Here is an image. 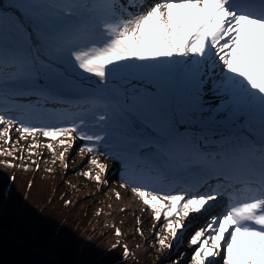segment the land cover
<instances>
[{
    "label": "snow or ice",
    "instance_id": "obj_1",
    "mask_svg": "<svg viewBox=\"0 0 264 264\" xmlns=\"http://www.w3.org/2000/svg\"><path fill=\"white\" fill-rule=\"evenodd\" d=\"M13 126L66 137L58 155L45 145L52 163L76 139L122 163L121 187L164 221L157 264H264V0H0V155L15 159ZM197 217L190 255H172Z\"/></svg>",
    "mask_w": 264,
    "mask_h": 264
},
{
    "label": "rangeland",
    "instance_id": "obj_2",
    "mask_svg": "<svg viewBox=\"0 0 264 264\" xmlns=\"http://www.w3.org/2000/svg\"><path fill=\"white\" fill-rule=\"evenodd\" d=\"M44 107L48 108L47 106ZM77 111H79V109H77ZM9 115L20 117V115H15L13 112H10ZM46 122L51 124L57 123L55 119H51ZM72 122L79 124V118L64 120L62 121V124L64 126H69ZM15 127L16 126H13L10 136L13 142L12 147L15 148L14 155L16 158L13 159L12 157L0 155V168H5L4 163L6 161H10L15 166L9 169L16 172V179L14 182H12V184L6 182L4 184L3 190L0 188V215H9L12 219V222L15 221V223L26 217V212L23 210L24 207L21 200L18 201L20 202L19 204L14 206H11L10 203L5 202L6 196H11L13 198L14 193L17 191L16 187L19 185L23 190L21 195L23 196L26 194L24 197H27V201H32L35 198V200L40 202L42 205L51 203L47 207L48 210H56L57 213L65 214V216L68 215L69 220L67 223L75 226L77 228V232L82 235V238L86 236L85 233L88 230L98 231L97 235H87V239L89 240L90 238V241L88 242H95V238L98 237L99 243L97 240L96 246L102 248H108L110 245H113L117 242H123L128 247L129 255L127 258L139 259L141 260L140 264H147L142 260L145 253H148L152 249H156L158 254L160 253L161 256L162 250L160 249L159 244L156 242L155 233L160 232L161 237L168 236V233H166L162 228V225L164 224L163 219L160 221L153 220L152 212L147 207L145 209L143 207L137 209L134 214L130 210L123 211V209L127 206L125 205V202L130 201L132 205H135L138 196L131 192L130 187H121V184L125 183L123 179V173L125 172V169L122 163H120L118 160H115L112 156L107 155V150L102 145L99 146L97 153L89 154L86 150L81 151V148L85 146V141L76 139L74 142V147L65 153V161L61 162L57 160L55 163H52L55 157L48 152L45 145L52 143L56 154L58 155L61 151H64L65 147H67V144L61 145L59 143L60 140L66 139V137L60 136L56 141H51L50 139L38 134L35 140H33V138L30 136H27L26 139H21L20 133L15 130ZM84 130L93 131L95 129L89 128ZM32 143H39L40 147L31 149L32 152L36 153V155L28 156V146ZM6 147H9V145H5L3 141L0 140V149ZM22 155L24 156L23 160L20 159ZM92 158L97 159L99 163L106 166V171L104 174H102V180H106L107 183H98L92 178L99 171L98 168L89 163V160ZM32 161H35L36 163L33 164ZM65 163H67V169L64 168ZM37 164H39L40 168L37 170V172H39H36L35 174L37 176H35L33 171L36 169ZM57 164L58 166L55 167ZM24 165H27L26 177H24L22 173ZM45 165L46 167L44 168ZM47 167L48 169L53 168L51 172L56 173L55 175H57V177L55 178L57 180H59V178L62 179L67 175L79 177V179L76 178L77 181H83L82 184L86 186L84 187L80 185L81 190L84 191V194H90L96 189H101L99 197H95L93 194L85 196L84 194L79 193L73 196L72 203L65 205V198H62L64 194L57 193L53 195V191H51L52 186H54L57 182L55 178H53L49 184H46L45 186L42 185V182L44 181L41 180H47L48 177L40 179L39 176L49 174ZM85 171L90 172L91 177L86 178L83 175V172ZM3 175H5V171L0 172V177ZM72 178L73 177H68L66 178V181L69 182L71 180L76 182V179L74 180ZM66 181L60 185L58 190L59 192L64 191V185L67 183ZM84 182H86L88 185ZM206 187L204 191L206 190ZM46 189L49 190L47 191ZM117 193H119V199H117ZM70 196L71 195H67V197ZM50 198H52L51 201L49 200ZM76 198L82 199L80 201H75ZM221 200L223 199L219 198L217 202ZM38 207H41V205H38ZM198 219V217L193 218V222L190 223L188 228L183 232L182 236L178 240L172 241L171 237L168 238L166 242L173 243V248L171 250L172 255H176L181 251H187L190 255L192 248L188 244V239L193 229L201 224ZM117 228L120 229L121 234L119 236L115 234ZM137 228L140 229V232L136 231ZM140 243L143 244L141 250L137 252L134 251L133 247L135 249V247ZM168 251V249H165V253ZM220 264H222V261H220Z\"/></svg>",
    "mask_w": 264,
    "mask_h": 264
},
{
    "label": "trees",
    "instance_id": "obj_3",
    "mask_svg": "<svg viewBox=\"0 0 264 264\" xmlns=\"http://www.w3.org/2000/svg\"><path fill=\"white\" fill-rule=\"evenodd\" d=\"M18 102L21 104H27L28 100L21 98L19 99ZM44 106L53 107L57 111H63L65 109H67L68 111L77 110L76 108H68L67 105H54L49 103V104H45ZM18 114L21 115V113ZM57 166L58 164L55 165V167ZM45 167L46 165L44 166V168ZM49 169H51L52 171L53 168H49ZM2 171H5V175L0 177V188H2L1 190H3L4 184L6 182L12 184V182H14V180L16 179L15 171H11L9 168L6 167L0 168V172ZM51 171H48L49 173L48 175L39 176L40 179H44L45 177H48L47 180H41L44 181L42 182L43 186L49 184L51 180H53V178L57 177V175H55L56 173ZM36 172H37V167L33 171V174L35 175ZM22 173L23 176L26 177L27 170L22 169ZM67 176H65L62 179L59 178V180L55 178L57 182L54 186H52L51 191H53V195L57 193L64 194L62 198H65V201L67 200L72 203L73 196L79 193L84 194V191L81 190L80 185L84 187L86 186L82 184L83 181L81 179L80 180L82 182L77 181L76 178L79 179V177L68 176V177H73L72 179L74 180L76 179V182L71 180L69 182L66 181V178H68ZM9 177H15V179L10 180ZM64 181L67 182L64 185L65 189L64 191L59 192L58 191L59 187L60 185L63 184ZM16 189L17 191L14 193L13 198L11 196H6L5 202H8L11 204V206L12 205L14 206L16 204H19L20 202L18 201L21 200L23 202V207H24L23 210L26 212V217L22 218L17 223H15V221L12 222V219L9 215L1 214L0 230L15 233L16 236L22 238L24 244L37 248L45 256H48L49 258L53 259L57 264H140L141 263V260L139 259L123 257V246L126 245L123 242H117L113 244V245H117V247L115 248V250H112L113 245H110L108 248H102L96 246L97 240L99 243L98 237L95 238L96 240L95 242L85 241L87 235H91V236L97 235L98 231L88 230L85 233L86 236L84 234L85 237L82 238V235L77 232V228L72 224L67 223V221L69 220L68 215L65 216V214L57 213L56 210H48L47 207L51 203L47 205L44 204L42 205L40 204V202L35 200V198L32 201H27L26 200L27 197H24L26 196V194H24L23 196L21 195L23 191L22 187L17 185ZM46 190L48 191L49 189ZM100 192L101 189H96L90 194H93V196L95 197L96 196L99 197ZM90 194L85 193L84 195L87 196ZM67 195H71V196L67 197ZM81 199L82 198L79 199L76 198L75 201L76 200L80 201ZM49 200L51 201L52 198H50ZM38 205H41V207H38ZM164 253H165V249L161 251V256L160 253L158 254L156 249H152L148 253H145L142 261L146 262L147 264H157V262L161 259Z\"/></svg>",
    "mask_w": 264,
    "mask_h": 264
},
{
    "label": "water",
    "instance_id": "obj_4",
    "mask_svg": "<svg viewBox=\"0 0 264 264\" xmlns=\"http://www.w3.org/2000/svg\"><path fill=\"white\" fill-rule=\"evenodd\" d=\"M0 264H57L13 232L0 230Z\"/></svg>",
    "mask_w": 264,
    "mask_h": 264
},
{
    "label": "bare ground",
    "instance_id": "obj_5",
    "mask_svg": "<svg viewBox=\"0 0 264 264\" xmlns=\"http://www.w3.org/2000/svg\"><path fill=\"white\" fill-rule=\"evenodd\" d=\"M224 204H225V201L224 200H222L221 202L215 203L214 212H216V213H222L224 211L223 210ZM125 205H127L126 206L127 208L125 207L123 209V211H129L130 210L133 214L135 213V211L137 209H140L141 207H143L145 209L147 207L146 205L143 204V202L140 200V198L138 199V197H137V201H136V204L135 205H132L130 201L125 202ZM150 211H151V209H150ZM198 221L201 224L203 223V220L201 218H199ZM191 222H193V221H191ZM87 238H88V236L85 238V240L89 241Z\"/></svg>",
    "mask_w": 264,
    "mask_h": 264
},
{
    "label": "built area",
    "instance_id": "obj_6",
    "mask_svg": "<svg viewBox=\"0 0 264 264\" xmlns=\"http://www.w3.org/2000/svg\"><path fill=\"white\" fill-rule=\"evenodd\" d=\"M85 241H87V240H85ZM142 246H143V244L140 243L138 246L135 247V249H134V247H133V250L136 251V252H137V251H140L141 248H142Z\"/></svg>",
    "mask_w": 264,
    "mask_h": 264
},
{
    "label": "clouds",
    "instance_id": "obj_7",
    "mask_svg": "<svg viewBox=\"0 0 264 264\" xmlns=\"http://www.w3.org/2000/svg\"><path fill=\"white\" fill-rule=\"evenodd\" d=\"M143 264H145V263H143Z\"/></svg>",
    "mask_w": 264,
    "mask_h": 264
}]
</instances>
